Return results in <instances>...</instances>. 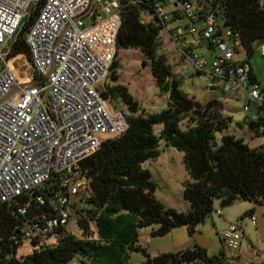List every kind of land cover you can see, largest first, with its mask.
Returning <instances> with one entry per match:
<instances>
[{"label": "built area", "instance_id": "built-area-1", "mask_svg": "<svg viewBox=\"0 0 264 264\" xmlns=\"http://www.w3.org/2000/svg\"><path fill=\"white\" fill-rule=\"evenodd\" d=\"M36 2L0 0V201L17 206L23 239L41 246L69 221L77 225L92 198L82 161L129 126L124 111L104 96L127 6L146 5L142 20L150 22L144 16L152 14L206 89L223 100L243 93L247 118L264 125V80L240 33L226 23L222 0H44L24 35L28 70L9 53ZM196 47L218 52L208 68ZM249 217L257 226L256 214ZM221 235L237 249L242 227L230 224Z\"/></svg>", "mask_w": 264, "mask_h": 264}, {"label": "trees", "instance_id": "trees-1", "mask_svg": "<svg viewBox=\"0 0 264 264\" xmlns=\"http://www.w3.org/2000/svg\"><path fill=\"white\" fill-rule=\"evenodd\" d=\"M43 3L44 0H37L32 5L12 42L9 57L18 55L14 61L20 55L29 60L24 35ZM222 6L226 23L240 33L250 56L255 42L264 37V0H222ZM147 10L141 3L125 8L116 45L117 50L141 52L142 64L149 66L157 88L168 94L166 107L153 113L143 110L127 87L116 83L115 57L109 77L113 84H106L104 96L125 105L129 126L120 136L104 141L81 163V174L92 188L90 208L77 220L81 235L63 228L53 244L16 257L23 240L18 230L21 217L15 213L14 203L0 201V264H64L76 256L90 264H127L130 254L139 251L151 264H231L223 256L219 261L203 257L205 250L195 243L192 248L152 258L139 244V230L145 226L156 225L151 236H163L175 227L186 226L191 236L194 226L213 210L215 200L222 206L236 200L264 204V143L250 148L242 137L216 136L231 123V118L222 113L223 100L212 97L200 103L181 90L180 77L165 56L158 53L161 27L155 20L144 22L141 18ZM247 120L257 135L264 134L258 123ZM156 124L162 125L159 135L154 132ZM159 139L184 153L191 177L183 188L184 199L190 204L186 211L166 207L156 199V184L150 171L143 167L146 160L159 155ZM253 212L251 209L241 218Z\"/></svg>", "mask_w": 264, "mask_h": 264}, {"label": "rangeland", "instance_id": "rangeland-1", "mask_svg": "<svg viewBox=\"0 0 264 264\" xmlns=\"http://www.w3.org/2000/svg\"><path fill=\"white\" fill-rule=\"evenodd\" d=\"M145 20H152V14L147 12ZM161 45L158 53L165 56L167 62L172 66L173 71L180 77V88L183 92L194 100L204 103L212 97H218L213 92L206 89V81L200 76L190 62L183 57L175 44L169 39L165 32L160 33ZM264 44L254 47L249 57V62L258 79L264 80ZM195 52L206 59L208 68L213 58L217 55L216 50L196 47ZM118 62L116 73L118 79L116 83L127 87L130 94L136 99L143 110L146 112H157L166 107L168 94L159 91L155 84L154 77L149 66L142 64L143 56L137 49H119L115 53ZM20 61V64L19 63ZM15 64L21 65L29 70L28 60L20 55V59ZM24 72V70H21ZM24 77V73L21 74ZM25 79V78H24ZM113 84L108 79L105 84ZM247 97L243 93L227 96L223 102L222 113L231 118V123L227 129L217 132L216 136L224 134L242 137L247 140L250 148L257 147L264 143V134L257 135L248 125L247 117L249 113L243 109V104L247 103ZM114 106L121 108L127 115L128 111L120 100L111 99ZM162 128L161 124L154 125V132L159 135ZM264 125L260 132H263ZM159 155L155 158L146 160L143 167L151 173V179L156 184L155 197L166 207L176 209L177 211H186L190 204L184 199L183 188L187 180H191L187 167L184 163V153L176 148L167 145L163 139L158 142ZM253 209L252 202L248 200H236L228 206H222L219 200H215L213 210L206 215L204 220L194 226V231L202 232L209 240L206 249L208 257H224L226 261L231 262L233 258L243 260L246 264H264V231H260L257 226H253L250 217L243 214ZM222 212V214L219 213ZM238 223L242 227L243 237L237 249H231L223 241L221 232L230 224ZM156 225L145 226L139 230V244L146 249L149 257L162 253H176L187 248L193 247V239L186 226L175 227L163 236H151L152 229ZM67 230L76 236H80V230L76 223L71 220L68 223ZM59 234L48 236L43 242L53 244ZM39 246L23 239L16 249V257H21L32 253ZM254 250L257 255H253ZM148 257L141 251L132 252L127 264H151L148 263ZM64 264H90L82 262L79 257ZM193 264H201L194 262Z\"/></svg>", "mask_w": 264, "mask_h": 264}, {"label": "water", "instance_id": "water-1", "mask_svg": "<svg viewBox=\"0 0 264 264\" xmlns=\"http://www.w3.org/2000/svg\"><path fill=\"white\" fill-rule=\"evenodd\" d=\"M203 44H207V42H203ZM264 44V37H262L261 39H259L258 41L255 42V47L260 46ZM192 99H194V96L192 97ZM220 100H223V97L219 98ZM243 143H247V140L244 139ZM253 204V211L256 214L257 217V227L260 231H264V204H260L258 203V201L253 200L252 201ZM191 236L193 238V242L198 245L199 247H201L202 249H204L205 251L203 252V257L207 258V254H206V249L209 245V240L208 238L199 231H194L192 230L191 232ZM220 259L219 256H215V259ZM217 261V262H218ZM231 264H246L243 260L238 259V258H233L231 260Z\"/></svg>", "mask_w": 264, "mask_h": 264}, {"label": "bare ground", "instance_id": "bare-ground-1", "mask_svg": "<svg viewBox=\"0 0 264 264\" xmlns=\"http://www.w3.org/2000/svg\"><path fill=\"white\" fill-rule=\"evenodd\" d=\"M16 57H17V56H16ZM16 57H15V58H16ZM18 60H19V59H18ZM18 60L14 61V59H12L11 62L15 63V62H17ZM20 61H22V60H19V63H18V64H20ZM22 65H24V64L22 63L21 65H18V67H19V66H22ZM22 79H23V78H22Z\"/></svg>", "mask_w": 264, "mask_h": 264}]
</instances>
